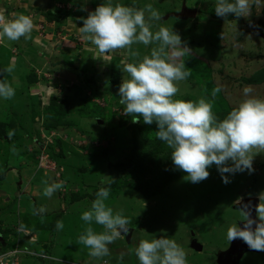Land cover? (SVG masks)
I'll return each mask as SVG.
<instances>
[{
  "label": "rangeland",
  "instance_id": "374dc122",
  "mask_svg": "<svg viewBox=\"0 0 264 264\" xmlns=\"http://www.w3.org/2000/svg\"><path fill=\"white\" fill-rule=\"evenodd\" d=\"M107 2L0 0V14L29 15L35 24L31 39L0 42V79H6L16 90L11 100L0 98V239L7 238V244L12 245L8 235L13 231L39 226L48 232L58 220L67 231L76 227L80 232L87 227L81 214L90 208L103 186L110 188L106 204L114 211L123 210L128 225L136 226L127 238L123 236L127 239L124 243L118 239L110 244L123 256L122 264H139L134 250L140 240L161 236L183 247L188 264H236L235 258H229L232 254L224 258V249L230 245H226L227 229L234 224V217L241 218L230 204L247 189L256 190L257 198L264 191V168L258 167L264 165V154L254 157V180L247 171L226 173L230 179L227 184L215 165L208 169L206 180L195 184L187 181L186 173L174 168L172 149L167 144L163 152L146 160L144 171L130 166L118 175L115 165L125 161L133 148L132 118L122 114L124 106L117 95L122 79L128 78L122 66L139 58L131 57L127 50L100 54L90 42L81 40L78 32L80 17ZM111 2L136 8L151 4L162 17L153 22L152 30L173 28L191 48L190 54L181 57L191 75L179 82L176 99L207 97L214 114L219 117L223 113L225 118L244 98L245 87L264 98V80L252 84L245 80L264 78V0H252L247 18L225 19L215 14L216 0ZM184 8L195 11V16H179ZM153 46L136 44L133 50L142 58ZM10 64H15L14 72L3 73ZM114 70L119 71L115 83ZM217 87L221 91L212 97ZM52 97L58 99L57 105L50 103ZM134 124L141 126L147 138L156 136L155 122L148 125L140 118ZM44 180L63 181L64 187L51 198L45 197ZM140 180L147 185L149 195L137 189ZM71 204L69 212L66 208ZM41 206L47 208V216L29 213ZM92 227H98V233L103 231L95 223ZM72 231L75 234L76 229ZM44 238L49 237L45 234ZM192 238L204 249L193 248ZM47 241V248L31 246L59 259L53 251L54 241ZM242 247L248 248L238 245V250ZM261 258L250 254L239 264H264ZM28 259L30 256H24L23 263ZM47 261L58 264V260Z\"/></svg>",
  "mask_w": 264,
  "mask_h": 264
},
{
  "label": "clouds",
  "instance_id": "9594fccd",
  "mask_svg": "<svg viewBox=\"0 0 264 264\" xmlns=\"http://www.w3.org/2000/svg\"><path fill=\"white\" fill-rule=\"evenodd\" d=\"M251 3L252 0H216L215 14L224 19L229 15L247 18ZM80 19L81 40L90 42L100 54L127 50L131 57L139 58L122 66V72L128 77L122 79L117 94L119 103L124 106L122 114L130 116L132 123L140 122V118L148 125L155 122L157 138L172 149V164L186 173L187 181L195 184L206 180L210 176L208 169L213 165L225 184L230 182L226 173L234 175L247 171L251 174L255 171L254 157L264 154V98L253 95V90L245 87L244 98L223 120L214 114L213 104L207 97L197 101L176 99L179 82L191 75L181 60L191 53V48L173 28L159 26L152 30L153 22L161 21L162 17L151 4L136 8L119 3L113 5L108 0ZM34 28L29 15L6 17L0 14V42H18L22 37L31 39ZM136 44L146 48L154 46L150 54L140 58V52L133 50ZM14 70L15 64H10L3 73L11 74ZM220 91L221 88H215L212 97ZM15 94V88L6 79H0V98L11 100ZM11 135L13 133L9 132ZM12 151L15 154L17 150L13 147ZM42 183L45 185L43 194L48 198L64 187L63 181L49 183L44 180ZM109 195L110 188L100 187L90 208L81 214L87 227L77 243L84 245L94 260L109 256L108 245L129 231L130 221L123 210L114 211L106 204ZM257 195L255 218L250 205H242V226L230 225L227 239L229 242L239 239L250 250L264 252V191ZM45 212L43 206L33 209L34 215ZM93 223L102 226L103 231L96 232ZM63 227V221L58 220L57 230ZM134 251L139 264H188L183 247L164 236L142 239ZM119 260L122 264L123 256Z\"/></svg>",
  "mask_w": 264,
  "mask_h": 264
},
{
  "label": "crops",
  "instance_id": "0c3cea01",
  "mask_svg": "<svg viewBox=\"0 0 264 264\" xmlns=\"http://www.w3.org/2000/svg\"><path fill=\"white\" fill-rule=\"evenodd\" d=\"M25 191L26 190L24 189L23 193H25ZM73 204H77V203H73ZM73 204L69 205L66 208L67 211L70 212V208ZM49 207L53 208L52 203L50 204ZM32 211L33 210H31L29 213H31ZM45 215L46 216L48 215L47 208H46ZM54 227L56 228V223L52 224L51 228H48V232H46L45 229L40 228L39 226L36 228H31V229L22 227V229H23L22 231H18V232L13 231L12 234L8 235V238L11 237L13 240L12 245H8L7 244V238H3V237H2V239H0V243L2 245L5 244L2 247L6 246V245H8L9 247L17 246L18 248H21V249L22 248H29V249H33V250L37 251V247L31 246L33 243L34 244H41L39 246L47 248V245H46V243L48 242L47 240H53L54 241L53 246H55V247H53V251L58 255V258L63 260V261H65L66 259L67 260H73V261H78L79 264H105V261H107V264H120V260H119L120 256L118 253H116L117 249L116 248L112 249L113 247H111L110 245H108L109 250H110L109 256L94 260L92 257H90L88 255L89 250L84 245L78 244L77 242H75V240L78 239L79 235L83 233V231L86 227L81 228L80 232L78 231V229L76 227H74L76 229L75 234H73V231H72L74 228L67 231L65 228H63L62 230H57V228L55 229ZM94 230L96 232L99 231L98 227H95ZM78 232H79V234H78ZM45 234H47L49 238H44ZM72 235H75V240L72 239ZM120 239L124 243L125 237L122 236V238H120ZM44 241H47V242L44 244ZM226 245H229L228 240H227ZM59 248H62L65 252L61 251ZM75 254H77V255H75ZM250 254L246 255L245 258H247ZM252 255H254V254H252ZM255 256H256V254H255ZM28 260L29 261L24 262V263L22 262V263L23 264H50L48 261H45V263H44V262L36 260L34 258H31ZM56 262H58V264L63 263L62 261H59V260Z\"/></svg>",
  "mask_w": 264,
  "mask_h": 264
},
{
  "label": "trees",
  "instance_id": "16d2710c",
  "mask_svg": "<svg viewBox=\"0 0 264 264\" xmlns=\"http://www.w3.org/2000/svg\"><path fill=\"white\" fill-rule=\"evenodd\" d=\"M51 13V11H49ZM56 18L58 15L55 16ZM226 18H236L234 15H229ZM119 71L114 70L112 73V81L115 83L117 76H118ZM247 83H260L264 80V78H259V79H245ZM34 81V80H33ZM58 99L53 98L50 99L51 104H56L57 105ZM62 105L64 112L67 110V104L66 102ZM223 116V113L219 114ZM217 117L219 120L224 119L223 117ZM132 143H133V148L131 149L130 153L128 154L127 158L123 162H119L115 165L116 172L118 175H120V171H122L124 168L127 167H134L135 169L139 170L140 172L144 171L146 169V160L152 155H156L158 153H161L164 151L166 148V143L163 141H160L157 136L149 139L146 137V135L143 133L142 128L139 124H132ZM143 142V145L140 147L139 146V141ZM176 176V175H175ZM137 189L144 193L145 195H149V190H147V185H145L144 181L140 180V182L137 183ZM253 190V189H252ZM154 191V190H153ZM153 191H151V194H153ZM150 194V195H151ZM74 198H79L77 196H74ZM5 245V244H3ZM2 245V246H3ZM0 248H3V247ZM8 246V245H7ZM6 247V246H5ZM38 260V259H36ZM45 263V260H39Z\"/></svg>",
  "mask_w": 264,
  "mask_h": 264
},
{
  "label": "water",
  "instance_id": "95a60500",
  "mask_svg": "<svg viewBox=\"0 0 264 264\" xmlns=\"http://www.w3.org/2000/svg\"><path fill=\"white\" fill-rule=\"evenodd\" d=\"M178 15L182 16V17H184V16H195V11L184 8V9H182V11ZM244 204H250L251 215H252L253 218H255V216H256L255 206L258 204V198L257 197H253V196H251V197H241L238 200H236L234 203H232L230 205V207H233L234 209L241 210V207ZM238 224H241V226H242V222H238ZM135 228H136V226L131 227V226L128 225L129 231H128L127 234H125L123 236H125L127 238L133 232V230ZM126 238H125V241L127 240ZM194 239L195 238H192V240H191V246L193 248H195L196 250H198V251L202 250V248H203L202 244L199 243V242H196ZM238 241H241V240L237 239V240H234L233 242H230V245L228 246V248L224 249L225 250L224 251V253H225L224 258L225 257H229L232 254L229 258H231V257L235 258L236 259V264H239L240 258H241V254L243 255L244 253H247L248 251L252 252V253L261 254V253H258L256 251L250 250L249 248H243L242 247L240 250H238V245L236 244ZM242 251H243V253H242ZM262 253H264V252H262Z\"/></svg>",
  "mask_w": 264,
  "mask_h": 264
},
{
  "label": "built area",
  "instance_id": "2783aa9c",
  "mask_svg": "<svg viewBox=\"0 0 264 264\" xmlns=\"http://www.w3.org/2000/svg\"><path fill=\"white\" fill-rule=\"evenodd\" d=\"M21 229L20 231H22ZM24 256H30V258L38 260H59L63 264H79L73 260H61L56 259L47 252H40L29 248H18L17 246L9 247L6 245L3 248H0V264H23L22 259Z\"/></svg>",
  "mask_w": 264,
  "mask_h": 264
},
{
  "label": "flooded vegetation",
  "instance_id": "af4514ba",
  "mask_svg": "<svg viewBox=\"0 0 264 264\" xmlns=\"http://www.w3.org/2000/svg\"><path fill=\"white\" fill-rule=\"evenodd\" d=\"M260 169H262V168H264V165L263 164H260L259 166H258ZM252 175H253V180L255 179L254 177H255V175L252 173ZM253 189V188H252ZM256 193V190H252V191H249L248 189L246 190V192H245V194L243 195V196H240V198L241 197H251V196H253V197H255V194ZM258 203H259V200H258ZM231 205V204H230ZM250 205V204H249ZM234 211H237L239 214H240V217L241 218H237V217H234V220H233V222L235 223V224H237V222L239 221V220H243V216L241 215V211L239 210V209H234ZM237 245H245V243H243L242 241H238L237 243H236ZM204 249V248H203ZM242 253H243V251H242ZM251 252H247V253H244L243 255L241 254V260L243 261V259L245 258V256L246 255H248V254H250ZM251 255H252V253H251ZM255 255V254H254ZM256 255H258V256H260V257H262L261 259H262V261H264V253H261V254H256Z\"/></svg>",
  "mask_w": 264,
  "mask_h": 264
}]
</instances>
